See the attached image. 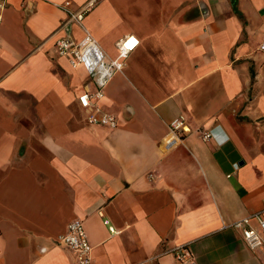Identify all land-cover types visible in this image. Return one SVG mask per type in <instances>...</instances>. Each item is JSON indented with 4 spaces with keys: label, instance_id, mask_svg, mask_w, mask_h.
Masks as SVG:
<instances>
[{
    "label": "crops",
    "instance_id": "crops-1",
    "mask_svg": "<svg viewBox=\"0 0 264 264\" xmlns=\"http://www.w3.org/2000/svg\"><path fill=\"white\" fill-rule=\"evenodd\" d=\"M3 1L0 264H75L57 240L76 218L90 264H179L182 246L190 264H264L231 226L264 217V0H237L240 15L231 0H97L80 24L62 5L89 0ZM85 32L110 58L139 41L99 102L115 128L87 122L93 82L54 45Z\"/></svg>",
    "mask_w": 264,
    "mask_h": 264
},
{
    "label": "built area",
    "instance_id": "built-area-1",
    "mask_svg": "<svg viewBox=\"0 0 264 264\" xmlns=\"http://www.w3.org/2000/svg\"><path fill=\"white\" fill-rule=\"evenodd\" d=\"M97 0H89L83 7L76 11L69 9V1H65L62 8L68 14L70 22L81 23L86 12L93 6ZM5 8V2L0 1V23L2 21V12ZM135 44L131 48L128 44L131 41ZM138 39L133 35H126L116 43L118 54L115 58L108 57L102 50L96 39L88 32H85L80 41L69 37H60L55 41L56 50L61 57L68 59L71 67L82 66L85 68L91 78L94 89L86 90L78 96L80 106L86 111V120L90 125H103L110 128L117 126L114 115L105 112L100 107V100L104 96V88L108 81L124 67V59L138 45ZM259 49L264 52V41L259 45ZM186 124L182 118H176L169 124L170 137L167 145L176 144L180 140L179 132H184ZM203 140H208L211 134L208 131L201 133ZM254 219L256 225L251 224ZM108 221H106L107 223ZM231 226L240 231L244 244L252 251L264 248V217L255 213L234 221ZM114 231L113 226L108 227ZM58 243L73 251L75 254V264L91 263V245L89 243L83 221L81 219L71 220L65 229V232L58 237ZM175 258L179 264H190L192 255L186 246L179 247L175 251Z\"/></svg>",
    "mask_w": 264,
    "mask_h": 264
},
{
    "label": "trees",
    "instance_id": "trees-1",
    "mask_svg": "<svg viewBox=\"0 0 264 264\" xmlns=\"http://www.w3.org/2000/svg\"><path fill=\"white\" fill-rule=\"evenodd\" d=\"M231 3H232V8H233L234 12H236L237 14L240 15V13L236 7L237 0H231Z\"/></svg>",
    "mask_w": 264,
    "mask_h": 264
},
{
    "label": "snow or ice",
    "instance_id": "snow-or-ice-1",
    "mask_svg": "<svg viewBox=\"0 0 264 264\" xmlns=\"http://www.w3.org/2000/svg\"><path fill=\"white\" fill-rule=\"evenodd\" d=\"M133 44H135V41H131L129 44H128V47L131 48L133 46Z\"/></svg>",
    "mask_w": 264,
    "mask_h": 264
}]
</instances>
